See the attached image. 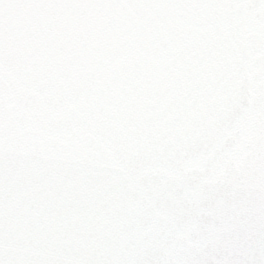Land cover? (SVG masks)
<instances>
[{"label": "snow or ice", "instance_id": "6c2138e0", "mask_svg": "<svg viewBox=\"0 0 264 264\" xmlns=\"http://www.w3.org/2000/svg\"><path fill=\"white\" fill-rule=\"evenodd\" d=\"M0 264H264V0H0Z\"/></svg>", "mask_w": 264, "mask_h": 264}]
</instances>
